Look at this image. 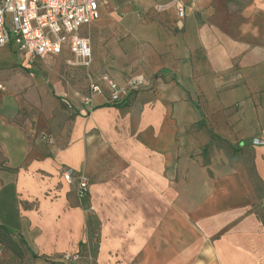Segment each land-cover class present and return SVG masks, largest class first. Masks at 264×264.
Returning a JSON list of instances; mask_svg holds the SVG:
<instances>
[{"label": "crops", "instance_id": "obj_1", "mask_svg": "<svg viewBox=\"0 0 264 264\" xmlns=\"http://www.w3.org/2000/svg\"><path fill=\"white\" fill-rule=\"evenodd\" d=\"M229 1L202 0L201 7L211 3L206 21L189 18L191 5L185 19L169 17L176 34L160 15L138 22L137 65L148 85L121 105L95 95L92 109H78L57 144L33 143L29 120H16L18 100L2 95L0 82V225L40 254L76 251L88 240L92 264H264V224L248 205L240 176L205 167L191 157L190 141L177 142L195 117L193 91L218 110L250 96L249 76L264 72V49L252 51L255 40L264 42V0L237 13L228 10ZM101 13L86 29L104 22L107 9ZM124 30L133 34L130 20ZM89 37L92 45L93 31ZM0 48L25 68L35 63L13 43ZM3 72L0 81L22 84ZM111 72L121 85L131 78ZM240 79L247 84L236 86ZM256 149L255 169L264 180V145ZM63 166L86 174V198L63 180Z\"/></svg>", "mask_w": 264, "mask_h": 264}, {"label": "rangeland", "instance_id": "obj_2", "mask_svg": "<svg viewBox=\"0 0 264 264\" xmlns=\"http://www.w3.org/2000/svg\"><path fill=\"white\" fill-rule=\"evenodd\" d=\"M101 1L106 2L104 9H107V13L104 14V22L92 28L94 42L92 41V59L89 64L69 53H63L37 59L31 68H25L19 63L17 55L10 53L8 56V49L0 48V71L12 72L18 79H22V84L16 83V86L10 84L8 79H2L0 82L5 85L2 95L17 98L16 120H29L34 144L47 143L46 139L41 138L42 132L48 133L53 138L52 143L57 144L66 128L71 131L76 112L84 108L83 99L89 93L90 77L105 73L112 75L111 70H122L128 77L141 73L137 63L142 58V50L138 49L143 43L136 33L138 22L152 21L160 15L165 17L170 31L175 34L180 31L173 22L177 20L174 0ZM184 1L193 8L189 18L201 22L210 17L211 12L206 11L211 6L210 2L206 8L201 7L202 0ZM254 2L255 0H230L227 7L230 12L237 13ZM159 5L164 8L160 10ZM172 16L173 21L168 20ZM127 20H130L133 34H127L124 30ZM92 31L85 29L83 32L91 36ZM125 42L128 45L123 49ZM254 47V54L260 53L261 47L264 49V42L255 40ZM4 74L1 73L0 77ZM262 77L264 72L251 74L248 78L252 90L250 96L227 103L218 110L217 104L207 100L206 94L193 91L190 97L199 101L204 114L200 115V111L194 109V120L186 128L185 136L178 133L177 142L181 144L184 137L187 143L190 141L194 147L190 152L191 157L205 167H228L236 172L247 194L248 205L255 208L257 218L264 224V180L255 169L256 148L260 145L254 144L256 140L264 143ZM241 84H247V81L240 79L236 86ZM76 249L82 256L80 264H92V246L88 240L80 242ZM71 251L73 249L49 255L36 253L40 257H34V251L21 237L0 227V264H66L63 255Z\"/></svg>", "mask_w": 264, "mask_h": 264}, {"label": "built area", "instance_id": "obj_3", "mask_svg": "<svg viewBox=\"0 0 264 264\" xmlns=\"http://www.w3.org/2000/svg\"><path fill=\"white\" fill-rule=\"evenodd\" d=\"M174 3L178 19H185L189 5L184 0H174ZM105 5L106 2L101 0H0V47L13 43L15 49L26 54L31 62L48 55L69 53L89 64L92 45L90 37L83 31L101 18ZM159 8L164 6L159 5ZM148 79L146 74H139L121 85L108 73L90 77L84 107L91 110L93 97L97 94L104 95L109 104L121 105L133 92L145 88ZM3 88L0 84V89ZM41 138L53 142L49 134L43 133ZM254 144L264 143L256 140ZM60 174L80 199L89 195L90 183L86 174L71 166H63ZM87 211L92 214L95 207L89 204ZM81 260L79 250L63 255L66 264H80Z\"/></svg>", "mask_w": 264, "mask_h": 264}, {"label": "trees", "instance_id": "obj_4", "mask_svg": "<svg viewBox=\"0 0 264 264\" xmlns=\"http://www.w3.org/2000/svg\"><path fill=\"white\" fill-rule=\"evenodd\" d=\"M193 103H194V106H195L197 109H200L199 104H198V102H197L196 99H194ZM0 227L3 228V229L6 230V231L12 232L9 228L5 227L4 225H0ZM22 240H23V239H22ZM23 241H24V240H23ZM33 256H34V257H40V256H38L35 252H33Z\"/></svg>", "mask_w": 264, "mask_h": 264}]
</instances>
